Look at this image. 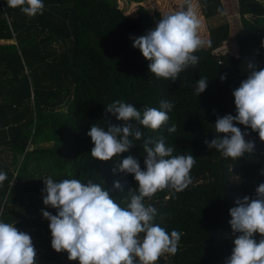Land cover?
Segmentation results:
<instances>
[{
  "label": "trees",
  "instance_id": "1",
  "mask_svg": "<svg viewBox=\"0 0 264 264\" xmlns=\"http://www.w3.org/2000/svg\"><path fill=\"white\" fill-rule=\"evenodd\" d=\"M194 1L204 20L224 12L221 0ZM235 1L241 19L234 37L236 54L221 56L218 63L212 51L228 39L230 26L226 21L209 26L207 43L195 53L197 65L172 82L151 73L150 61L132 46V38L154 27L141 14L126 15L114 0H43V14L31 18L0 0V41H5L0 43V171L7 173L0 186V221L31 236L37 264H79L51 247L49 221L41 209L53 215L57 210L43 204V179L92 181L121 207L137 186L133 175L113 169L128 155L144 168L143 140H134L136 146L120 158L91 157V126L106 130L108 124L122 123L105 111L115 100L141 111L172 102L167 125L155 131L136 126L145 138L163 137L174 156L196 159L187 189H166L145 198L157 211L154 223L169 234L183 233L177 253L161 256L156 264H225L234 247L229 210L238 198H254L256 187L264 183V141L257 132L235 124L255 144L252 153L237 161L204 143L215 138L217 116L236 115L232 93L247 78V64L264 69V3ZM187 5L185 1L181 10ZM200 78L209 84L197 96ZM173 124L176 131L169 133ZM116 181L122 189L114 188Z\"/></svg>",
  "mask_w": 264,
  "mask_h": 264
},
{
  "label": "clouds",
  "instance_id": "2",
  "mask_svg": "<svg viewBox=\"0 0 264 264\" xmlns=\"http://www.w3.org/2000/svg\"><path fill=\"white\" fill-rule=\"evenodd\" d=\"M186 2V10L160 16L153 29L132 38V46L150 61L149 71L157 78L175 82L182 71L197 65L199 57L195 53L207 43L198 34L200 20L191 0ZM7 6L19 8L30 18L42 15L45 8L43 0H7ZM247 68V78L232 93L236 115L217 116L215 138L204 141L209 149L235 161L255 148L253 141L245 139L250 133L242 132L235 124L257 132L264 141V69L256 70L253 63ZM226 78V74L220 76L222 82ZM208 84L207 78H200L195 94L203 93ZM173 107L172 102L164 100L159 108L145 107L141 111L131 103L115 100L105 111L122 123L108 124L106 130L93 124L87 132L94 145L91 157L100 161L120 158L136 146L134 140H143L144 168L136 157L128 155L113 169L133 175L137 182L127 193L125 207L92 181L85 184L79 179H43V204L57 210L53 215L41 209L42 217L49 221L52 249L57 253L66 251L68 259L78 260L79 264H156L161 256L177 253L183 233L172 230L169 234L154 223L157 211L144 201L158 191L179 193L187 189L193 183L190 172L196 159L193 155L174 156V148L166 146L163 137L145 138L136 126L161 129L168 124ZM167 131L174 133L176 126ZM6 179L7 173L0 171V186ZM113 186L122 189L119 181ZM235 205L229 210L234 247L225 264H264V183L256 187L254 198H238ZM257 233L259 241L254 236ZM36 256L28 233L0 221V264H37Z\"/></svg>",
  "mask_w": 264,
  "mask_h": 264
},
{
  "label": "rangeland",
  "instance_id": "3",
  "mask_svg": "<svg viewBox=\"0 0 264 264\" xmlns=\"http://www.w3.org/2000/svg\"><path fill=\"white\" fill-rule=\"evenodd\" d=\"M114 1L116 6L120 8L126 15L135 18L138 14H141L146 25L155 27L156 21L159 20L160 16L181 10L182 4L186 0H142L141 2H136L134 0ZM221 3L224 9L223 14L212 17L208 20H204L199 11V6L194 0L191 1V4L200 20L198 34L202 39L205 40L207 27L217 25L223 21L228 22L230 26L229 37L226 41H224V44L229 52L228 54L235 55L236 46L234 37L241 28V19L236 13L235 0H221ZM261 22L262 26L260 29L264 30V20ZM0 43H5V41H0Z\"/></svg>",
  "mask_w": 264,
  "mask_h": 264
},
{
  "label": "built area",
  "instance_id": "4",
  "mask_svg": "<svg viewBox=\"0 0 264 264\" xmlns=\"http://www.w3.org/2000/svg\"><path fill=\"white\" fill-rule=\"evenodd\" d=\"M212 53L218 58V63L220 64L221 61H220L219 57L228 55L229 52L226 49V46H225V44L223 42L221 45H219L218 47L214 48Z\"/></svg>",
  "mask_w": 264,
  "mask_h": 264
},
{
  "label": "crops",
  "instance_id": "5",
  "mask_svg": "<svg viewBox=\"0 0 264 264\" xmlns=\"http://www.w3.org/2000/svg\"><path fill=\"white\" fill-rule=\"evenodd\" d=\"M259 1H261L262 3H264V0H259Z\"/></svg>",
  "mask_w": 264,
  "mask_h": 264
}]
</instances>
